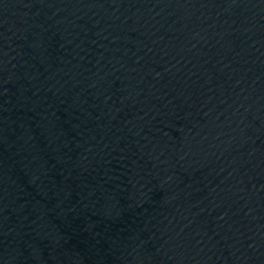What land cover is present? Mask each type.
<instances>
[{
  "label": "water",
  "instance_id": "1",
  "mask_svg": "<svg viewBox=\"0 0 264 264\" xmlns=\"http://www.w3.org/2000/svg\"><path fill=\"white\" fill-rule=\"evenodd\" d=\"M0 264H264V0H0Z\"/></svg>",
  "mask_w": 264,
  "mask_h": 264
}]
</instances>
